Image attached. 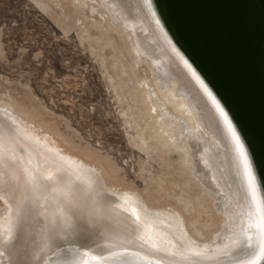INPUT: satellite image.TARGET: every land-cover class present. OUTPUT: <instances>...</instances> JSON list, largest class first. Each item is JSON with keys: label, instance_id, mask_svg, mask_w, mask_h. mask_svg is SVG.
Masks as SVG:
<instances>
[{"label": "bare ground", "instance_id": "1", "mask_svg": "<svg viewBox=\"0 0 264 264\" xmlns=\"http://www.w3.org/2000/svg\"><path fill=\"white\" fill-rule=\"evenodd\" d=\"M102 1L115 22L133 39L136 53L134 68L145 61L153 66L151 77L136 78L135 84L130 85L132 82L126 84L124 77H120L128 75V71L116 59L110 64L116 72V77L111 76L115 81L112 79L111 82L117 93L120 91L123 96L125 92L131 98L132 105L125 113L130 115L137 129L135 139L129 136L132 137L130 141H136L135 147L164 157L178 154L175 168L182 184L173 182L171 186L175 194L168 196L177 207L169 204V209L154 210L139 192L110 186L102 168L67 153L52 143L49 136L37 132L34 124L23 119L12 106L0 102V177L13 181L16 188L20 187L19 196L24 201L19 209L16 205L9 208V217L2 220L0 231H11L17 222L22 228V243L25 242L24 249L21 251L17 246L18 250H12L15 251L13 260L6 261L8 247L0 239L3 243H0V264H66L64 261L70 253L69 261L80 260L86 253L87 264H250L253 258L259 261L258 205L264 198V192L253 163L257 186L255 195L231 131L222 129V126H212L208 119L215 114L190 94L182 93L181 78H171L167 73L172 72L161 69V58H154L157 53L154 55L153 52H159L158 49L146 41L150 34L143 39L144 29H139L131 20L133 18L123 17L121 7L125 0ZM171 1L174 18L182 28L176 0ZM165 2L168 4L167 0ZM131 3L135 9L137 4H143L148 14L156 19L161 32L176 49L174 55L178 62L175 64L178 65H173L167 55L165 57L182 78L205 92L189 70V65L204 80L205 76L191 61L187 39L184 34L179 35L174 18L167 17L168 9L158 0H133ZM111 5L112 8L109 7ZM139 9L137 13L141 15ZM150 28L148 25L147 29ZM107 47L114 48V42L104 44L99 52ZM209 89L225 108L214 90ZM218 117L224 121L220 112ZM4 167L6 173L3 172ZM156 184L157 194L165 190L166 181L161 177L156 179ZM24 205L27 209H23L26 208ZM211 217L219 219V224L211 236L209 234L210 237H205ZM189 225H192V230ZM200 240L208 243L201 245ZM57 242L64 243L59 246ZM195 243L200 247L194 246Z\"/></svg>", "mask_w": 264, "mask_h": 264}, {"label": "rangeland", "instance_id": "2", "mask_svg": "<svg viewBox=\"0 0 264 264\" xmlns=\"http://www.w3.org/2000/svg\"><path fill=\"white\" fill-rule=\"evenodd\" d=\"M131 1L125 0L121 7L123 17L133 18L131 20L136 22L139 29L146 30H142L143 39L150 34L146 41L158 49L159 52H153L154 55L157 53L154 58H161V62L158 61L162 64H159L161 69L163 67L164 71L167 70L165 72H172L167 73L171 78H181L182 93L190 94L206 110L215 114L211 115L213 120L208 119L212 126L229 130L222 119H217L219 112L212 102H208L211 101L208 95L201 89L197 90L173 67L178 65L175 64L176 49L163 35L156 19L148 14L143 4H137V9L140 7L141 11L139 15ZM129 4L131 7H127ZM109 12L102 0H0V102L12 106L23 119L34 124L37 132L49 136L52 143L67 153L102 168L110 186L139 192L154 210L169 209V204L173 203L168 196L175 194L172 183L182 184V178L175 168L178 154L164 157L135 147L136 141H130L132 137L129 136L137 137V129L130 115L125 113L132 105L131 98L125 92L124 97L120 91L117 93L111 82L114 78L111 76L116 77V72L110 64L116 59L126 67L128 75L120 77H124L126 84L132 82L130 85L135 84L136 78L151 77L153 66L145 61L134 68L136 53L133 39L128 37L127 31L115 22ZM141 21L148 23L145 25ZM148 25L152 28L147 29ZM108 41L114 42V48L107 47L99 52ZM165 55L173 61V65ZM125 100L130 101L125 103ZM6 170L3 169V172L6 173ZM160 177L166 181V186L157 194L156 179ZM10 181L0 177V227L4 223L2 220L9 217L7 214L11 206L16 205L19 209L24 204L22 196H19L20 187L16 188L14 182ZM23 209L21 207V211ZM218 224L219 219L211 217L205 237H210ZM13 227L11 231L7 227V231H0V239L8 247L6 261L13 260V253L25 247L20 224L15 222ZM189 229L192 230V225H189ZM200 241L201 245L208 243ZM61 243L64 242H57L59 246ZM194 246L200 247V244L195 243ZM67 255L70 256L64 262L69 264L71 253Z\"/></svg>", "mask_w": 264, "mask_h": 264}, {"label": "water", "instance_id": "3", "mask_svg": "<svg viewBox=\"0 0 264 264\" xmlns=\"http://www.w3.org/2000/svg\"><path fill=\"white\" fill-rule=\"evenodd\" d=\"M158 2L175 17L171 0ZM175 2V25L205 80L196 73L224 104L264 192V0Z\"/></svg>", "mask_w": 264, "mask_h": 264}, {"label": "snow or ice", "instance_id": "4", "mask_svg": "<svg viewBox=\"0 0 264 264\" xmlns=\"http://www.w3.org/2000/svg\"><path fill=\"white\" fill-rule=\"evenodd\" d=\"M151 2V0H149ZM187 63V61H185ZM189 70L192 71V75L199 81L201 84V87L204 89L205 93L208 95L209 99L211 102L215 105L217 110L220 112V115L223 117L228 129L231 131L233 139L235 140L236 146L239 151V155L241 158V163L243 165V168L245 169L248 177V181L252 190L253 195H255L257 191V186H256V177L253 172V165L249 157V153L245 148L244 143L241 140L240 135H238L236 129L233 126L232 121L229 119L228 115L226 114L225 110L221 107V105L217 102L216 97L212 94L211 91L208 90L207 86L204 85V82L200 79V77L197 75V73L191 69V65H189ZM259 213H260V224H259V229L261 233V246L259 249V256L260 260L257 261L255 258H253L250 261V264H264V198H261L259 201ZM86 253L85 257L80 259V260H73L69 262V264H87L86 261Z\"/></svg>", "mask_w": 264, "mask_h": 264}]
</instances>
